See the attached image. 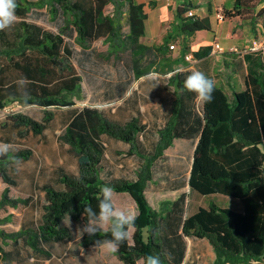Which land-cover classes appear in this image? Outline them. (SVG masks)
Wrapping results in <instances>:
<instances>
[{
  "label": "trees",
  "instance_id": "1",
  "mask_svg": "<svg viewBox=\"0 0 264 264\" xmlns=\"http://www.w3.org/2000/svg\"><path fill=\"white\" fill-rule=\"evenodd\" d=\"M49 1L51 13L60 8L67 24L75 27L76 40L82 47L107 37L114 46L129 49L136 77L150 72L157 65V56L171 50L170 43L177 38L181 39L182 49L187 51L192 36L199 31H212L210 18L187 16V12L198 6L191 0H182L173 10L174 22L163 43L149 47L141 43L147 14L144 5L136 0H126V13L121 12L122 3L113 0ZM109 3L116 7L114 17L103 13ZM17 4L16 16L24 18L32 8L43 6L45 2L17 0ZM123 15L128 21L125 37H122L120 25ZM223 15L225 18L239 17L256 30L259 24L264 26V0H235L233 8L224 10ZM64 30L65 27L53 33L22 20L15 27L0 31V111L12 103L45 110L43 122L22 113L8 115L7 120L15 129L41 135L46 123L53 119L49 108L72 107L75 99L82 98V76L72 63ZM210 51L211 47L206 46L195 52L194 57H206ZM161 69L163 67L159 66L158 70ZM168 70L172 72L174 68L168 66ZM190 73L178 71L169 78L175 90L171 114L159 131L154 152L144 157L136 182L102 179L101 166L106 152L103 137L127 143L131 146L128 154H139L137 139L146 126L136 117L118 123L96 108L83 107L75 112L61 135V140L77 156L78 175L64 173L62 190L43 189L42 218L36 228H24L11 234L0 231V237L12 242L23 239L35 252L50 258V252L44 251L43 246L73 241L64 221L70 218L86 224L84 208L97 209L102 197L100 190L108 184L113 191L129 192L139 208L132 241L129 237L114 252L122 264H140V261L145 264L149 255H159L162 264H182L186 253L185 238L206 240L215 254L213 264H259L264 259L263 75L249 72L245 77L246 89L233 91L232 99L215 85L212 102L198 107L195 94L183 87ZM21 77L30 81L28 105L21 102L15 83ZM177 138H198L189 178L191 191L202 196L221 194L238 200L242 211L220 207L211 201L207 207H199L193 214L186 215V194L164 203L160 211L152 209L145 189L153 180L155 163ZM32 157L29 149L11 150L0 156V175L7 185L0 197V210L5 206L16 209L30 202V199L12 198L10 187L17 185L11 175L18 172L19 164ZM108 239H111L110 227L102 228L94 236L83 233L78 243L82 248H98L103 244L96 241Z\"/></svg>",
  "mask_w": 264,
  "mask_h": 264
},
{
  "label": "rangeland",
  "instance_id": "2",
  "mask_svg": "<svg viewBox=\"0 0 264 264\" xmlns=\"http://www.w3.org/2000/svg\"><path fill=\"white\" fill-rule=\"evenodd\" d=\"M30 1H44L45 4L32 8L24 18L17 17L12 27L17 26L22 20L37 24L53 33H59L65 27L63 33L65 45L71 50L72 63L82 76V98L75 99V105L72 107L49 108L48 110L53 114V119L46 123L45 130L41 135H35L27 129H15L7 120V116L12 113H22L36 121L43 122L44 109L12 103L0 111V143L12 145L14 151L29 149L33 154L30 160L19 164L18 172L15 175H11L17 185L10 187V196L14 199H30V202L26 205L22 204L16 209L5 206L0 210V231L7 234L16 233L24 228H36L41 223V206L44 199L42 186L45 183H53L58 171L71 176L78 175L77 156L61 140V135L75 112L83 107H92L114 120L112 119L113 115L115 113L125 114L127 108L133 106L134 99L132 87L133 56L129 49L114 46L107 37L88 42L86 46L82 47L76 40L75 27L72 24H67V18L60 8H57L56 13L52 14L49 0ZM114 1L122 3L121 12L126 13V0ZM103 13L105 16L114 17L115 5L107 4ZM120 25L122 37H125L128 33V21L125 15L120 17ZM172 43L176 45V43ZM176 50H178L177 45L171 51ZM104 139L107 144L105 162L107 170L104 176H108V178L111 176L112 179H105L104 176L102 179L136 182L137 179L130 181L119 178L122 174L129 175L131 171L126 145L122 141L110 137H104ZM177 162L181 166V171L170 173V166L174 167ZM165 167L169 170L168 174H166L167 169ZM187 171V161L182 157H168L166 161L157 164L153 170V180L148 183L145 189L146 199L152 209L160 211L165 207L164 203L172 202L180 195V192L171 190L166 181V176L173 177L182 191H189L186 184ZM32 178L36 181L35 190L31 187ZM6 187L7 185L0 175V197ZM128 200L132 201L133 207L127 205ZM187 200V214L194 212L198 206L207 207L211 201L220 207L233 210H237L241 206L238 200L221 194L202 196L189 192ZM113 204L117 209L133 213L136 217L139 215L138 205L129 192L113 191ZM65 225L72 234L73 242L64 241L52 246L47 245V251L51 254L50 258L35 252L23 239L12 242L0 237V264H115V257L104 249L101 251L93 248L83 249L79 245L78 239L83 234L79 229H82L85 224L67 218ZM134 232L135 228H130L129 237L131 241ZM185 244L191 249L187 264H196L192 260V258H196V255L200 257L199 259L203 263H210V257L214 252L207 241L185 238ZM262 263H264V259L259 264Z\"/></svg>",
  "mask_w": 264,
  "mask_h": 264
},
{
  "label": "crops",
  "instance_id": "3",
  "mask_svg": "<svg viewBox=\"0 0 264 264\" xmlns=\"http://www.w3.org/2000/svg\"><path fill=\"white\" fill-rule=\"evenodd\" d=\"M136 1L144 5V10L147 14V19L145 21V35L141 38V43L149 47L161 45L163 43L164 37L168 34L173 25V10L182 3V0H171L170 3H167L166 0ZM191 1L194 5L198 6V8L193 10L195 15L199 17L208 16L210 18L212 23V31L197 32L189 39L187 44L189 49L187 51L182 49L181 39L177 38L174 40V43H176L178 46V50H167L159 54L157 56V65H154L147 74L136 77L132 71V87L134 89L133 106L127 108V112L125 114L115 113L113 115L112 119L118 123H125L131 118L136 117L142 124L146 126L145 131L140 134L137 139L139 154H128L131 171L129 175L122 174L121 177H119L123 180H136L137 173L144 163V157L151 155L157 146L159 141V131L168 121L171 114L173 101L175 99V90L169 83V78L173 73L178 71H202L209 78L213 79L215 85L222 88L230 99H232L233 91L242 92L246 89L245 77L249 72L252 74L258 72L262 74L264 78V26L259 24L256 30H253L250 23L242 21L239 17L225 18L223 21H219L217 19V14L220 12L223 13L224 10H231L235 0ZM216 42L219 43L220 47L222 48L221 51H214L213 47ZM170 45H174L176 47V45L172 42ZM206 46L211 47V51L206 57L199 59L194 57L195 52ZM188 54L193 55L192 62H189L185 59V56ZM181 63H185V66H182ZM159 66H161V68L163 67V69L158 70ZM168 66L173 67L174 71H169ZM197 105L198 107H201L202 103L197 102ZM104 137L103 142L107 151V144ZM197 141L198 138L192 140L184 138L175 139L173 145L165 151L164 156L156 162L153 168V170H155L157 164L159 162L166 161L168 157L176 156L177 158L182 157L185 159L188 164L186 184L187 188H189V191H182V189L179 188L178 182L175 181L173 177L166 176L165 178L171 190L180 192V195L186 194L187 199L189 198V192L196 193L190 189L189 178L193 162V153ZM124 144L127 147V152H129L131 146L127 143ZM105 162L106 152L101 166V177L106 174L107 168ZM178 164L179 163L177 162L174 167L170 166V173H179L181 171V166ZM165 169L167 168L165 167ZM169 170H166V174H168ZM63 174L64 173L62 171H58L55 175V181L53 182L54 184L45 183L42 186V189L51 187L57 190H62L63 185L61 184V176ZM103 178L109 180L112 179L111 176L110 178H108V176H104ZM35 182L36 181L32 178L31 187L33 190L36 189ZM187 199L185 208H188ZM127 205L133 207L132 201L128 200ZM199 207L203 206H198V208ZM198 208L194 212H196ZM237 211H242V205L237 209ZM194 212H191L190 214H193ZM190 214H187L186 210V215ZM108 228L109 225H105L103 227V229ZM56 243H52L50 245L52 246ZM43 247L44 251L48 250L47 245H44ZM93 249H100V251L101 249H104V251L112 254L115 257V264H122L114 252H110L104 245ZM190 250V248L186 247V253L182 264H187L189 254H191ZM199 258L200 257H197L196 255V258H192V260L196 262V264H207L203 263ZM210 258L209 264H212L215 259V254L212 253Z\"/></svg>",
  "mask_w": 264,
  "mask_h": 264
},
{
  "label": "clouds",
  "instance_id": "4",
  "mask_svg": "<svg viewBox=\"0 0 264 264\" xmlns=\"http://www.w3.org/2000/svg\"><path fill=\"white\" fill-rule=\"evenodd\" d=\"M17 7V0H0V31L10 29L15 24ZM15 83L20 93L21 102L28 105L31 94L27 91V85L30 81L21 77ZM183 87L188 92L194 93L196 100L200 103H211L213 100L215 82L202 71L195 70L187 75ZM11 150L12 145L0 143V156L6 155ZM100 191L102 197L97 209H93L91 206L84 208V213L87 214V223L79 230L89 236H94L105 225H109L111 239L103 242L96 241V243H102L110 252H116L120 245L129 238V229L134 226L136 216L114 206L113 188L110 185L105 184ZM145 264H162V261L159 255H149L146 257Z\"/></svg>",
  "mask_w": 264,
  "mask_h": 264
},
{
  "label": "built area",
  "instance_id": "5",
  "mask_svg": "<svg viewBox=\"0 0 264 264\" xmlns=\"http://www.w3.org/2000/svg\"><path fill=\"white\" fill-rule=\"evenodd\" d=\"M170 1H171V0H166L167 3H170ZM192 15H194L193 10H190L189 12H187V16H192ZM217 19H218L219 21H223V20L225 19V17H224L223 14L218 13V14H217ZM174 48H175V46L170 45V49H171V50L174 49ZM213 49H214V51H221V50H222V48L220 47L219 43H217V42L214 44ZM185 59H186L187 61H189V62H192V61H193V55L188 54V55L185 56Z\"/></svg>",
  "mask_w": 264,
  "mask_h": 264
}]
</instances>
